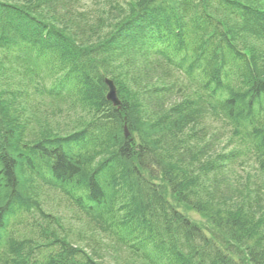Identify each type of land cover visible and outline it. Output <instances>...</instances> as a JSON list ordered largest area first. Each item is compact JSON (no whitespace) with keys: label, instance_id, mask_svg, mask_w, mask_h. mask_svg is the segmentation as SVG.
<instances>
[{"label":"trees","instance_id":"trees-1","mask_svg":"<svg viewBox=\"0 0 264 264\" xmlns=\"http://www.w3.org/2000/svg\"><path fill=\"white\" fill-rule=\"evenodd\" d=\"M39 1H45L50 8H41L37 5L39 12L34 15L36 19L33 24L23 20L21 23L15 21L5 22L6 19L4 20V17L0 13V70L4 71L13 63L12 67L15 68L16 66L17 68L24 69V65L26 64L17 60V55H23L26 59H29L28 51L30 47L25 44V39L30 38V34L33 32L32 27L34 26H39L43 29V32L38 31V35L45 46L59 52L61 51V54L68 53L69 55H74V53H77L76 57L78 58L83 57L86 46L91 49L94 43H105L116 39L118 45L117 51L122 56V59L116 66L114 73H123L124 77H116L114 73L113 75L110 74L112 76L107 77L113 79L119 97L123 96L122 84L132 78V75H126L130 71V67L141 63L144 54H147V48L141 46L142 44L138 46L134 42L127 41L125 37V39L123 38L124 40H120L119 36L116 35V29H118L119 25L143 7L146 11L139 14L143 20L142 23H144L143 34L141 35H157L156 37H158L159 32L165 30L171 38L176 40V43H186L189 48L186 32L191 34L192 31L193 33L197 25V23H193L194 26L192 28L190 24H187L185 19L188 11L193 8L191 5L194 2L190 0H184L185 3L182 0H156L155 2H159L160 5L159 8H154L152 13H150L148 7L151 6V1L154 2V0H131L133 7L137 8L136 11L130 6H126L124 10L116 11L117 4L115 0H63L62 3L57 5H55V2L58 0H31L33 3H38ZM195 1L200 2V0ZM0 2L6 4V0H0ZM25 10L24 8H11L12 14L9 15L14 17L18 13L25 15ZM249 13L247 20L249 27L254 31L255 42L264 48V13ZM113 14L120 15L122 19H116ZM136 29L137 26L130 30L134 36L137 34ZM11 34H15L16 39L21 40L20 42L24 45L23 51L15 52L13 51L14 49H11L6 44ZM199 34L202 40L199 41L200 43H196V45L201 44L208 47L206 42H209L212 36H207L204 33ZM139 38H136L137 41ZM217 40L220 43L222 42L219 39ZM180 44H177L176 48L180 47ZM261 56L264 57V52ZM233 59L239 64L240 70L245 67V71L250 75L247 82L250 85L249 88L258 85L255 90L264 94V74H257V72H252L246 68L245 64L239 60L238 54ZM66 60L71 61L70 58ZM79 61L76 63V66L71 68L72 71L69 75L58 80V85L60 87L66 86L67 83L65 81L69 82L70 76L78 80L79 86L81 80V87L84 92L82 98H89L94 103V109L88 110V113H99V128L101 130H95L94 132L97 131L103 134L105 144L99 141L96 135H93L92 138H87L82 132H77L81 123L76 116L65 114L67 112L75 113L69 110L67 106L60 110L58 108L56 110L52 109V103L55 102L56 97L51 92H48L49 90H46V86L37 78L38 73L30 75V77L25 79L16 76L12 77L11 74L13 72L11 71L2 76L7 84L14 87L15 91L7 92L9 101L0 98V264H71L74 261L79 262L80 260H83L85 264H100L96 259L99 258L98 260L102 261V256L100 257L99 254L92 256L86 253V248L92 251L95 247L93 239L86 231L88 220L98 221L100 226H102L101 228L108 233V241L105 247L108 248V252L112 251L111 255L114 260L115 255L118 262L122 260V253H128V258L125 260L126 262L130 260L128 264L130 262L132 264L134 260H137L138 264H144L142 259L138 257V252L142 248L140 244L136 240L129 241L122 239L120 241L118 235L119 231L123 230L125 225L128 226L130 221L133 227L138 225L141 232L144 231L145 233L149 232L148 225H151L147 219L149 211L148 201L144 200L142 195L140 196L137 183L132 178L134 177V171L136 174L138 169H141L145 177L155 180L158 178L156 172H159V170L154 168L152 164L157 163L161 167L166 166V173L163 172V175L159 173L162 175V179L168 183L170 191L180 190L186 186V188L182 189V192L180 191L182 194L178 197V201L184 205L189 204L186 201L188 197L184 195V192L192 191L193 199L202 202L197 192L200 189L198 187L201 186L195 184L198 177H190L191 181L187 182V174L191 166L185 165V161H196V159L202 156H206L211 160L216 166L215 170L217 169L219 172L223 165L240 163L245 158H249L254 165L251 168L244 166L241 169L243 173L253 171L254 167L255 170L262 167L259 171L261 176L256 183L254 180H248L252 182L253 189L249 193L245 190H233L236 195L233 194L231 199L235 205L232 214L236 217L243 213L255 216L251 212L254 206L250 205V201L254 199L259 204L255 220H252L254 224L250 226L242 224L241 227L245 232L244 237L236 238L238 244L233 243L234 248L242 252L238 257H248L255 260V246L257 243L264 241V136L261 135L255 138L253 130L252 133H248L247 142L249 143V140L253 137L256 143V145L252 143L254 148L251 149L244 147L242 140L236 142L230 138V135L235 132L233 123L236 122L239 116L241 117V121L243 119L249 120L248 114L244 116V114L238 112V115H232V109L229 108L227 112H229L230 118H227V120H217L213 124L211 134L207 140L211 143L210 147L212 144H219L214 156H212L214 152H210L209 148L197 150L198 152L193 149H184L181 150V155L177 162L171 161L170 155L173 148L177 145V142L173 141L176 131L193 122V115L189 107L187 105H180L182 101H179L169 105L172 110H168L170 112L167 113L161 109V104L160 106L157 104L158 100H154L157 97L148 98L147 101L145 100L147 109L148 105L152 103L154 108L152 111H159L158 121L153 123L151 120L153 117L142 106L143 98L141 96L136 97L135 101L132 102L122 98V108H126L128 113L127 120L124 122V119L120 120L122 108L118 110L107 101V88H105L102 78H93L92 82L86 84V87L83 86V76L87 73L83 69V64H79ZM45 64L49 74L53 75L52 67L48 63ZM192 68L188 70L196 72V68ZM211 80H205L204 84L198 88V84L188 83L185 86L188 88L187 93L194 94L196 92L197 95H200V98L204 97L207 90L210 91L217 84ZM259 86L260 89H258ZM32 87L40 92L42 96L48 94V98H41L50 101V103H46L47 105H43L44 108L40 109L38 105L33 108L30 106L31 102L21 96L20 91ZM257 91L252 93L251 97L257 94ZM155 93L160 92L155 91ZM150 95L156 94L150 93ZM163 95L166 94L164 93ZM184 99V103L199 100L193 96L190 100ZM25 101L28 103V106L20 112L19 107ZM244 104L247 103L244 102ZM29 106L30 110H33L26 113L29 117L22 124L18 118V113L25 112ZM81 107L85 109L84 105ZM247 108L250 109L249 104H247ZM45 110L48 112V118L43 116ZM111 116L119 117L118 121L113 122V124L110 123L109 118ZM37 126L40 127L44 134L39 139L37 135L33 137L34 133H32ZM125 126L128 127L130 137L133 140L124 138ZM22 130L28 132V138L21 141ZM69 132L74 133L73 137L74 139L76 138L77 142L74 140L73 143H67L70 141L67 136ZM136 132L138 135H135ZM22 142L28 143L33 148L29 150L23 148L21 146ZM76 143L79 145V148L73 152L71 146ZM91 144L95 148L94 152L96 154L91 155L90 153H86L80 157V154L86 151V147ZM137 144L140 148L136 149L135 145ZM46 149L48 150L46 151ZM101 154H104L103 162H98L94 170H87L88 164L90 162L94 163ZM40 166L47 173V177L51 176L56 181H58L57 179L64 181V183L59 182L57 184L47 183L53 187H51L52 189L42 188L46 193L41 194L40 198L43 199L44 197L46 200L53 201V194L60 193L64 199L63 202L66 201L68 204L67 209L70 208L71 214L68 216H71V218H68L69 221H65L64 218H59V216L43 213L39 221L34 219L29 222L27 227L35 235H30V237L19 236V238L28 244V247H25L28 249H25L17 242H10L6 230L7 223L9 215L14 214L18 210L28 209V207L42 208L43 204L39 205L38 202L30 205V199L27 195L31 187V178L33 174L36 176L40 173L38 170L39 168L41 169ZM185 170L187 171L186 173ZM137 174L139 175L138 172ZM145 177L141 176L142 179H145ZM170 178H175V182L179 188L171 186ZM67 179L76 184L74 191H83L85 199H87L88 203L91 202L89 206L92 212L96 211V213L87 211V205H84L82 198H78L72 189L69 190L67 188V186L70 187ZM187 183H190L193 188H190V185L187 186ZM147 185L152 186L149 183ZM223 185L225 184L222 183ZM222 186L219 190L215 189V187L213 190H226ZM225 201L226 198L223 195L221 202H215V206L217 207L220 203H225ZM60 202L62 201L58 200V203ZM209 204L210 206L214 205L213 202ZM59 207L56 210L57 212L61 209ZM193 210L201 213L198 209ZM176 213L178 218L181 219L183 215L179 212ZM103 216L111 220L124 216L126 220L118 221L117 219L113 222H107L101 220ZM188 222L197 231L200 230L189 220ZM223 227H226V225L224 224ZM226 232L229 233L227 229ZM142 234L139 233V237L142 239L146 238ZM75 239H77L75 242L82 243V246L77 247V249H71L72 241ZM114 239H118L119 241ZM184 241L187 244H191L190 240ZM245 246L247 247L244 248ZM68 247L71 250L67 252ZM169 249L171 248L168 244H157L154 247V254L159 262L175 263L168 255ZM20 251H22L21 259L9 261L12 257L16 258ZM209 252H215V250L212 247L207 248V253ZM77 253H82L81 258H78ZM84 254L85 258H83ZM230 264L236 263L230 262ZM253 264H256V262Z\"/></svg>","mask_w":264,"mask_h":264},{"label":"bare ground","instance_id":"bare-ground-1","mask_svg":"<svg viewBox=\"0 0 264 264\" xmlns=\"http://www.w3.org/2000/svg\"><path fill=\"white\" fill-rule=\"evenodd\" d=\"M62 1L63 0L56 1L55 5L62 3ZM155 1L156 0H154V2L151 1L152 4L148 7L150 13H152L154 8H159L160 3ZM182 1L185 3L184 0ZM190 1L194 2L191 5L193 8L188 11L185 19L187 24H190L192 28L194 26L193 23H197L193 33L192 31L191 34L186 32V38L190 48L186 43H182L180 39L178 40L182 44L176 43V40L171 38L165 30H161L158 37H156L157 35H141L143 34L142 30L144 28V23H142L143 20L139 14L146 11L143 7L135 14H132L124 23L118 26V29H116V35L119 36L120 40L126 38L127 41L134 42L138 46L142 44L141 46L147 48V54H144L141 63L130 67V71L126 75H132V78L126 80L122 84L123 96L119 97L118 95V104H111L120 110L123 103L122 98L132 102L135 101L134 99L136 97L141 96L143 98L142 106L147 109L145 100L147 101L148 98L157 97L154 100H158L157 104L159 106L161 104V109L164 112L168 113L170 112L168 110H172L169 105L182 101L180 105H187L193 115V122L191 121L192 123L183 126L181 130L176 131L173 137V141L175 143L177 142V145L172 150L170 160L175 162L178 161V158L181 155V150L184 149H193L197 151L209 148L210 152H214L212 154V156H214L219 144H212L210 147L211 143L207 138H209L213 124L217 120H227V118H230V114L227 112L229 108L232 109L231 113L235 112L234 114L232 113V115H238V112H240L244 114V116L248 114L249 119H243L244 121H241V117L239 116V118L236 119V122L233 123L235 132L230 135V138L236 142L242 140L243 146L247 149H251L254 148L252 143L254 145H256V143L253 140V137H250L251 140H249V143L247 142L248 133L254 131L255 138L261 135L264 136V94L255 90L258 85H254V88L252 86L249 88L250 85L247 82L249 81L248 78L250 75L245 71V67L240 70L239 64L233 59L234 56L238 54L239 60L245 64L246 68L252 72H257V74H264V57L261 56L264 52V48L255 42L254 31L249 27V22L247 20L249 12L264 13V0ZM115 2L117 4L116 11L124 10L126 6H130L132 9H135V11L137 10V8L133 7L131 0H115ZM37 5L41 8H50L45 1L33 3L31 0H6V4L0 2V13L2 14V17H4V20L6 19L5 22L15 21L21 23L23 20L33 24L36 19V16L34 15L39 12ZM11 8H24L26 9L25 15L18 13L16 14V17L10 16L9 14H12L10 11ZM113 16L116 19H122L120 15L113 14ZM135 26H137V34L134 36L133 32L130 30ZM32 31L30 38H26V43L24 42L30 47L28 51L29 59H26L23 55H17V60L26 64L24 65V69L17 68L16 66L15 68L12 67L13 63L4 71L0 70V98L8 100L9 97L7 92L15 91L14 87L7 84L4 77H2L5 73L11 71L13 72V74H11L12 77L16 76L25 79L30 77V75L41 73L42 68L39 66L43 63H48L53 69L52 79H50L48 83V92H51V94L56 97L52 109L56 110V108H58V110H60L67 106L69 110L74 111L76 114L72 112L65 113L66 111L62 112L76 116L81 123L77 132H82L87 138H92L93 135H96L97 139L105 144L103 134L97 131L94 132L95 130H101V128H99L100 117L99 113H88V110L94 109V103L89 98H82L84 92L82 91L81 80L79 86L78 80L73 76H70L69 82H67V80L65 81L67 85L62 87L58 85V80L69 75L72 71L71 68L76 66V63L80 59L79 64H83V69L87 73L83 76V86L86 87V84L92 82L93 78L100 77L103 79L105 88H107V78L114 83L113 79L107 76L113 75L116 66L122 59V56H120L117 51V40L112 39L105 43H94L92 44L91 49L86 46L83 57L78 58L76 57L78 55L77 53H74V55H69L68 53L61 54V51L59 52L53 48L45 46L44 42L40 40L38 35V31L43 32L41 27L34 26L32 27ZM199 33L212 36V38L209 39V42H206L208 47L202 46L201 44L196 45V43H200L199 41L202 40ZM9 37L10 38L7 39L6 44L9 45L11 49H14L13 51L21 52L24 50L23 43L20 42L21 40L16 39L15 34H11ZM138 37L140 38L137 41L136 38ZM217 39L222 42L220 43ZM177 44H180V47L178 46L179 49L176 48ZM67 58H70L71 61H67ZM191 67H193L192 69L196 68V72H190L188 69ZM114 74L116 77H124L123 73ZM205 80H211L217 84H215L214 88H211L210 91L207 90L204 97L200 98V95H197L196 92H194V94L187 93L188 88L185 86L188 83H193L194 85L198 84V88L204 84ZM258 89H260V86ZM155 91L160 93H155ZM255 91H257V94L251 97V95H253L252 93H255ZM150 93L156 95H150ZM164 93L166 95H163ZM20 94L33 104L42 97H48V94L42 96L41 93L36 91L33 87L20 91ZM192 96L199 100L184 103V98L190 100ZM78 98L80 100H76ZM244 102L249 104L250 109L247 108V104H244ZM43 105L46 104L40 102L38 106L41 109L44 108ZM83 105L85 106V109H87L86 111L81 107ZM153 109V104L150 103L147 110L150 113V116L153 117L151 120L154 123L158 121L157 118L159 117V111H152ZM121 112L120 120L124 119L125 122L127 120L126 117H128L126 108H122ZM43 116L48 118L47 110L43 112ZM28 117L29 116L24 113H18V118L21 123ZM118 119L119 117L117 116H111L109 121L113 124V122H117ZM32 133H34L33 137L37 135L38 139L44 136L39 126H37ZM27 134L28 132L26 130H22L21 141L28 138ZM135 135H138L137 132ZM67 136L70 140L67 142L68 144L71 142L73 143L74 140L77 142L76 138L74 139L73 137V132L67 133ZM130 136L128 127L125 126L124 138H130V140H133ZM21 146L28 150L33 148V146H30L28 143H23ZM78 148L79 145L77 143L71 146L73 152L77 151ZM86 148V151L81 153L80 157L86 153H90L91 155L96 154V152H94L95 148H93L92 144L88 145ZM135 148L137 149L140 147L137 144L135 145ZM47 150L48 149H46V151ZM102 160H104V154H101L94 163L90 162L86 169L89 171L94 170L98 162H103ZM152 165L154 168L158 169L162 175L163 172L166 173L167 171L166 166L161 167L157 163ZM185 165L191 166L190 171L187 174V182L191 181L189 179L190 177H198L195 184L201 186L198 187L200 189H198L197 192L202 200V202H200L197 201V199H193L192 191H186L184 192V195L188 197L186 198V201L189 204H185V206L190 209H198L202 214L194 211L205 217L204 219L210 227L221 232L226 240L224 242H217L212 234L209 235V233L202 228L200 229L198 227L201 231H197L188 222L185 216H182L181 219H179L176 213L179 212V210L174 206L173 201L164 195V187L170 189L168 183L163 186L162 183L160 184V182H156L152 178L145 177L144 173L141 172V169H138L137 172L140 176L137 172L135 174L134 171V177L132 178L137 183L140 196L142 195V198L148 201L149 211L147 219L151 225H148L149 232L145 233L144 231L141 232L140 226L136 225L133 227L132 224H130V221L128 226L125 225L123 230L119 231L118 235L120 241H122V239L129 241L136 240V242L142 247L141 251L138 252V257L142 259L144 264H230V262L236 264H253L256 262L257 264L258 261L261 262L260 264H264V241L257 243L255 246V260L248 257H238L242 252L237 251L233 246V243L238 244L236 238L244 237L245 232L241 225L247 224L250 226L254 224L252 220H255L256 211L259 210V204H257L254 199H251L250 201V205L254 206L253 211L251 210V212L252 214H255V216L243 213L236 217L232 214L235 205L231 201L233 194L236 195L233 190H245L249 193L253 189L252 182L248 180H254L256 183L261 176L259 171L262 167L258 170H255L254 167L253 171L243 173L241 169H243L244 166L251 168L252 165H254L249 158H245L242 159L240 163L223 165L219 172L217 169L215 170L216 166L206 156L199 157L196 161H185ZM38 170L40 173L36 176L33 174L31 178V187L29 188L27 195L30 199V205L38 202L39 205L43 204L42 208L28 207V209L18 210L14 214L12 213L9 215L7 223L6 230L10 242H17L22 248L28 247V244L19 238V236L30 237V235H35L34 232L27 227L29 222L34 219L39 221L43 213L59 216V218H64V216L71 214L70 208L67 209V202H63L64 199L60 193H57L56 195L53 194V201L46 200L44 197L43 199L40 198L41 194L46 193L42 188L52 189L51 187L53 186L50 184H57L59 182L64 183V181H60L59 179L56 181L51 176L47 177V173H45L42 167ZM159 172H156V174L158 177H162ZM186 172L187 171L185 170V173ZM142 175L145 179L141 178ZM169 181L171 186L179 188L175 182V178H170ZM67 182H69L70 185V187L67 186V188L74 191L76 184L70 182L68 179ZM147 183L152 186L147 185ZM222 183L225 185L222 186ZM187 184V186L190 185V183ZM221 186L226 190H213L214 187L219 190ZM189 187L193 188L191 185ZM184 188H186V186H184ZM182 189L173 192L170 191L172 199L176 198L178 200V197L182 194ZM78 192L74 191L78 198H82L84 205H87V211L90 213H96V211L92 212V209L89 206L91 202L88 203L87 199H85L83 191ZM223 195L226 198L225 203H220L216 207L215 202H221ZM58 200L62 202L58 203ZM211 202L214 203L213 206H210L209 203ZM58 207L60 211L57 212L56 210ZM56 212L57 214H55ZM118 217V221L126 220L124 216L122 218ZM101 220L107 222L115 221L105 218L104 216ZM224 224L226 227H223ZM101 227L102 226H100L96 220L87 221L86 231L95 244L92 251L87 250L86 253L88 255L96 256L99 254L101 257L103 254L108 253V248L105 247V244L108 241V233ZM225 228L229 233L226 232ZM139 233H143L142 235L146 238L142 239L139 237ZM114 240L119 241L118 239ZM184 240H190L191 244H187ZM75 241L76 240L72 241L71 249H77V247L82 246V243L78 241L76 243ZM157 244H168L170 246L171 249H169L168 255L175 263L159 262L154 254V247H156ZM210 247H212L215 252L207 253V248ZM246 247L247 246L244 248ZM71 249L68 247L67 252ZM109 253H112V251H109ZM77 254L78 258H81L82 253ZM21 257L22 251L19 252L16 258L12 257L9 261L12 262L15 259L19 260ZM83 258H85V254L83 255ZM98 259L99 258L96 260ZM129 261L126 262L125 260H120V263L128 264ZM71 264H85V262L80 260L79 262L74 261ZM132 264H138V261L134 260Z\"/></svg>","mask_w":264,"mask_h":264},{"label":"rangeland","instance_id":"rangeland-1","mask_svg":"<svg viewBox=\"0 0 264 264\" xmlns=\"http://www.w3.org/2000/svg\"><path fill=\"white\" fill-rule=\"evenodd\" d=\"M44 74H47V72H45ZM40 102H35V104H33L31 102V105L33 108H35L36 105H39ZM28 106V103L25 101L23 103H21L20 107H19V111L22 112V110L26 109ZM30 106L29 108L23 112L24 114L29 113V111H32L33 109L30 110ZM21 108V109H20ZM51 108V107H50ZM76 119V118H75ZM156 182H160V184L162 183L163 186H165L167 183L162 179V177H158L155 179ZM164 195L165 197H167L168 199L173 201L174 206L177 208V210H179V212L185 216L193 225L199 227L200 229L202 228L203 230L207 231L209 233V235L212 234V236L215 237V240L217 242H224L226 240V238L224 237V235L219 232L214 230L212 227H210V225L207 223V221L204 219L205 217H203L202 215H200L199 213L195 212L193 209L188 208L187 206H185L184 204H182L181 202H179L176 198L172 199L171 196V192L169 188H165L164 187ZM63 215V213H62ZM68 218H71V216H64L65 221H69ZM216 231V232H215ZM77 240V239H75ZM89 250L88 248H86V251ZM128 253H122V260H126V258H128ZM102 261L100 260H96L98 263L100 264H120V261H116L117 257L115 255V260L112 257L111 253H107V254H103L102 256ZM258 263L260 264V261H258Z\"/></svg>","mask_w":264,"mask_h":264},{"label":"water","instance_id":"water-1","mask_svg":"<svg viewBox=\"0 0 264 264\" xmlns=\"http://www.w3.org/2000/svg\"><path fill=\"white\" fill-rule=\"evenodd\" d=\"M107 85H108L109 90H110V92L108 94V100L113 102L114 104H118L115 86L110 81H107Z\"/></svg>","mask_w":264,"mask_h":264}]
</instances>
